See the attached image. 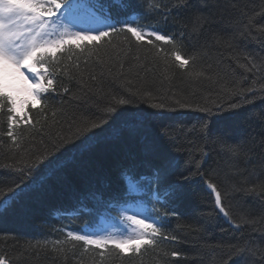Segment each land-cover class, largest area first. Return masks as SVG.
Listing matches in <instances>:
<instances>
[{"label": "trees", "instance_id": "16d2710c", "mask_svg": "<svg viewBox=\"0 0 264 264\" xmlns=\"http://www.w3.org/2000/svg\"><path fill=\"white\" fill-rule=\"evenodd\" d=\"M123 2L127 7L99 0L118 28L131 19L133 26L154 25L174 36L189 65L180 69L174 57L158 56L147 38L137 43L126 31L84 52L67 49L53 65V71H66L55 74V91L45 94L47 107L43 112L31 104L26 109L34 127L21 124L19 150L3 135L8 130L5 101L0 112V185L17 177L4 165L21 161L23 166L28 154L34 156L51 139L67 135L70 125L74 130V121L100 115L111 95L125 92L129 80L134 90L151 93L145 97L148 103L166 107L123 106L124 117L138 110L155 116L142 125L118 120L119 135L112 134V125L99 140L82 143L81 137L65 145L56 154L59 167L50 157L53 163L46 161L33 173L20 202L0 214V255L12 264H264V0H188L187 7L181 0H154L157 9H149V0ZM155 43L168 53L173 50L162 41ZM248 88L254 93L244 91ZM232 104L237 107L229 109ZM205 122L213 133L207 143L200 131ZM164 129L171 130L172 141L158 140ZM216 133L228 139L217 143ZM237 141L240 149L233 152ZM201 147L207 153L203 159ZM190 155L201 161L203 175L184 184L182 176L195 167L186 164ZM165 159L172 162L171 174L157 185L155 166ZM128 178L139 183L141 193L125 195ZM206 180L221 192L227 217L216 207ZM169 183L182 184V191L173 194ZM135 198L157 217V224L163 223L154 246L127 254L109 246L101 258V249L67 237L66 229L80 230L101 214L114 219V206ZM242 249H247L243 257L238 255ZM173 251L180 255L173 257Z\"/></svg>", "mask_w": 264, "mask_h": 264}, {"label": "snow or ice", "instance_id": "6c2138e0", "mask_svg": "<svg viewBox=\"0 0 264 264\" xmlns=\"http://www.w3.org/2000/svg\"><path fill=\"white\" fill-rule=\"evenodd\" d=\"M112 3L121 8L127 7L123 0H112ZM181 5L187 7L188 0H181ZM148 7L157 9L159 6L154 3V0H149ZM142 15V13L136 14V20H140ZM121 23L122 26L118 28L117 22H113L110 13H108L107 6L100 4L99 0H0V112L4 110L6 101L8 130L3 135L9 138L12 148L17 150L21 148L23 136L18 133L21 124L25 127H34L26 110L28 106L31 104L39 112H43L47 107V104L44 103L46 101L45 94L55 91V74L66 71L59 67L53 71V65L58 63L59 54L64 53L67 49L75 48L84 52L88 48L103 46L105 38H109L110 42L111 34L126 31L135 38L137 43L145 41L147 38V43L156 48L158 56L163 52L165 59L169 56L174 57L178 62L176 66L180 69H186V66L189 65V59L183 58L182 51L176 47L177 40L174 36L162 33L154 25L143 27L136 24L133 26L135 22L131 19ZM73 28L78 30H72ZM156 41H162L164 45H172L173 50L170 53L166 52L163 47H157ZM195 59V56L191 57L193 63ZM253 66L255 67V65ZM24 70H27L31 75H26ZM92 79L95 80L96 77L93 76ZM131 85L132 81L129 80L123 86L125 92L111 95L108 102L100 109V115L82 116L79 121L73 122L74 130L73 126H69L67 135L51 139L49 144L34 156L28 154L29 158L23 162V166H19L21 161H17L16 165H4L6 168H11L17 177L10 185H0V214L11 208L13 204L20 202L21 197L30 187L29 181L33 177V173L46 161L49 164L53 163L50 157L56 158L57 167L61 165L62 162L56 154L65 145L71 144L81 137H84L82 143L99 140L101 133H104L106 128L112 125H115L112 127V134L119 135L121 127L116 124L118 120H123V123L127 124L128 120L132 119L142 125L155 116L153 112L138 110L130 113L129 117H124V112L121 111L123 106L135 108L139 103H147L151 109L166 107L164 103H148L145 97H151V93L142 92L140 89L134 90ZM64 91L67 89L65 88ZM244 91L254 93L255 90L248 88ZM241 95L245 102H250L247 96H243V93ZM179 107L186 108L189 105L179 104ZM217 107L219 108V106ZM236 107L235 104L229 105V109ZM199 110L212 114L211 109L200 108ZM53 116H55V112H53ZM200 131L205 143L213 136L211 128L206 122L200 125ZM215 138L217 143H224L228 139L223 133H216ZM158 140L161 143L172 141L171 130L164 129L158 132ZM235 143L236 147L230 149L233 152L240 149V143L238 141ZM200 151L202 159L207 156L202 147ZM186 164L188 166L195 164V167L189 168L188 175L182 176L184 184L192 182L197 176L202 177L200 160H194L190 155ZM171 170L172 162L166 159L162 160L159 165L155 166L153 182L157 185L166 182ZM205 183L215 194L216 207L227 217L229 213L223 206L221 192L213 183L207 180ZM168 188L175 194L182 191L183 185L169 183ZM136 190L137 186L133 183L125 195ZM260 192L264 195V184L260 185ZM122 219L127 222V225L124 229L119 230L120 235H113L111 232L107 234L97 232L77 234L69 231L67 237L71 240L82 241L85 246L101 249L100 256L103 258L104 251L109 246L118 249L121 254L139 253L145 246H154L157 243L156 237L162 235L163 223L157 224L154 218L152 222H148V218H138L136 213L131 215L122 213ZM169 238L177 239L176 236H164V239ZM246 251L247 249H242L238 255L243 257ZM171 255L177 257L180 253L173 251ZM0 264H12V262L7 256L0 255Z\"/></svg>", "mask_w": 264, "mask_h": 264}, {"label": "rangeland", "instance_id": "374dc122", "mask_svg": "<svg viewBox=\"0 0 264 264\" xmlns=\"http://www.w3.org/2000/svg\"><path fill=\"white\" fill-rule=\"evenodd\" d=\"M72 30H78V29L73 28ZM24 71H25L26 75H31L30 73L27 72V70H24ZM128 181H127L129 183L128 189H129V186L131 184L135 183L137 186V190L135 192H140L142 190L140 187H138L136 182L132 181L129 178H128ZM122 205H117L115 208V209H118V211L120 213V216L118 219L119 222L116 225L107 223L106 221L102 220L97 227L87 228L84 233H86V232H97L100 234H107V233L111 232L113 235H120L119 230L124 229L127 225V222L123 221V219H122V213L125 215H131L133 213H136V214H138V218H141V219L148 218V222H152L153 218L145 213L144 208L142 207V205L140 203H136L134 205H124V206H122Z\"/></svg>", "mask_w": 264, "mask_h": 264}, {"label": "bare ground", "instance_id": "6f19581e", "mask_svg": "<svg viewBox=\"0 0 264 264\" xmlns=\"http://www.w3.org/2000/svg\"><path fill=\"white\" fill-rule=\"evenodd\" d=\"M130 179V178H129ZM132 180V179H131ZM127 181H128V179H127ZM133 181V180H132ZM129 182V181H128ZM134 182H136V181H134ZM137 183V185H138V187H140L141 188V186L139 185V183L138 182H136ZM129 184V183H128ZM142 189V188H141ZM142 192V190L140 191V193ZM138 193V192H137ZM119 205H122V204H119ZM117 206V205H116ZM116 206H115V208H116ZM123 206V205H122Z\"/></svg>", "mask_w": 264, "mask_h": 264}]
</instances>
